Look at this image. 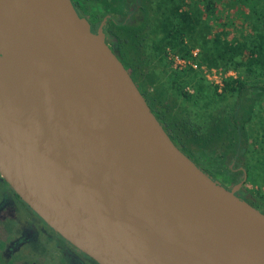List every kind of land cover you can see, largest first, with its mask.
<instances>
[{"label":"water","instance_id":"water-1","mask_svg":"<svg viewBox=\"0 0 264 264\" xmlns=\"http://www.w3.org/2000/svg\"><path fill=\"white\" fill-rule=\"evenodd\" d=\"M0 176L98 264H264V213L169 137L71 0H0Z\"/></svg>","mask_w":264,"mask_h":264},{"label":"rangeland","instance_id":"rangeland-1","mask_svg":"<svg viewBox=\"0 0 264 264\" xmlns=\"http://www.w3.org/2000/svg\"><path fill=\"white\" fill-rule=\"evenodd\" d=\"M80 1L84 4L85 13L99 18L107 14H122L126 6L125 0ZM212 1L216 3V9L210 18L205 17L204 0H173L171 3L175 4L173 8L181 15L184 27L189 32L185 42L194 45L190 52L192 58L198 56L202 45H212L233 54L235 60L239 61L238 69L232 66L226 68L221 63L211 65L206 61L200 64L198 59L194 61L191 57H180L174 48V51L171 50L175 39L163 37L164 32L159 28L149 35L147 18L159 5L158 0L141 1L144 18L133 27L138 32L145 26L147 42L146 34L142 42L139 34L134 36L126 27L119 28L117 38L127 46L126 56L141 91L149 96L156 115L162 123H166L176 143L198 161L216 182L230 187L235 181L241 180L238 190L249 201L256 202L258 210H264V159L263 164L255 160L256 156L264 155V91L259 89V86L264 85V73L261 72L264 69L255 67L250 54L253 30L239 0ZM155 35L161 40L158 48L153 40ZM163 44H167L165 61L159 59V46ZM121 50L123 52L122 47ZM248 68L251 72H248ZM173 71L177 72L176 79L185 90L197 96L196 101L181 97L171 86L170 75ZM239 74L247 78L248 89L239 96L216 97L212 100L213 87L220 93L224 80ZM215 81H220L221 86ZM238 128L241 129L239 133ZM249 164L255 167L252 169L255 175L253 182L248 179L246 171ZM238 166H242L241 176L236 174ZM5 213L6 210L0 209V217ZM2 221L7 222L4 217ZM16 260L21 264L30 263L23 256ZM0 264H10L1 253Z\"/></svg>","mask_w":264,"mask_h":264},{"label":"flooded vegetation","instance_id":"flooded-vegetation-1","mask_svg":"<svg viewBox=\"0 0 264 264\" xmlns=\"http://www.w3.org/2000/svg\"><path fill=\"white\" fill-rule=\"evenodd\" d=\"M141 1L142 0H125L127 7L125 6L122 14H107L101 18L85 13V7L82 1L71 0V3L76 12L80 16L86 18L92 32H97L99 29L103 32L106 44L122 64L126 68H129L131 77L157 118L156 110H154V106L152 105L149 96L141 91L138 80L136 81L133 76V70L131 69L132 66L128 62V56H126L125 52L127 46L126 44L124 47L123 44L121 46V43L117 38V35L120 33H118L119 28L127 26L136 27L137 24L143 20L144 14ZM121 47L123 49V54ZM157 119L180 150L201 170L208 174L198 161L188 155L184 149L176 143L170 130L167 128L166 123H162L160 117ZM238 129L239 133L241 129ZM231 155L233 156V153H231ZM237 168L236 174L241 176L242 166H238ZM210 177L215 180L212 176ZM238 177L236 179H238ZM240 181L241 180L235 181L230 187L218 181L217 183L230 189ZM235 194L258 209V207L254 206L255 204L253 205L246 196L242 195L241 190H237ZM0 209L6 210L5 215L0 217V253L10 264H21L19 260H16L19 256H23L28 262H30L28 264H98L94 259L54 232L24 201H22L1 176ZM260 211L264 212L263 209ZM3 217L7 222L2 221Z\"/></svg>","mask_w":264,"mask_h":264},{"label":"trees","instance_id":"trees-1","mask_svg":"<svg viewBox=\"0 0 264 264\" xmlns=\"http://www.w3.org/2000/svg\"><path fill=\"white\" fill-rule=\"evenodd\" d=\"M173 0H164L159 1L156 6V9L154 13L149 15L147 18V25L150 27V31L148 32L149 35H153V33L156 32V29H160L162 32H164L163 37L172 38L175 39L176 42H172V48L175 49V52L182 58H188L191 57V50L193 49L194 45H189L187 42H185V38L189 37L188 30L184 27V23L182 22L180 18V14L178 15L176 13V10L173 8L175 4H172ZM239 4L243 7V9L246 11V19L253 30V38L250 41L251 49L252 51L250 54L252 55L253 62H255V67H259L260 70L264 69V0H239ZM195 9H198L195 7ZM194 9V10H195ZM204 9H205V17L210 18V15H212L215 12L216 9V3L212 0H204ZM171 11V12H170ZM154 26H157L155 28ZM147 27V26H146ZM127 31L133 32V35H140V39L142 42L145 41V34H146V42H147V33H144L145 26L143 25L142 28L138 29L137 32L136 29H133V27L127 26ZM153 32V33H152ZM166 32V35H165ZM165 40V38H163ZM137 40V39H136ZM155 44V47L158 48V44L161 43V40L156 37V35L153 37ZM123 44V40L120 41ZM167 45V44H166ZM166 45L159 46L161 51L159 53L160 58L164 59L166 58L167 51L165 49ZM201 52H199L197 57L192 58L194 61H199L200 64L204 63L205 61L208 62L211 65H217L221 63L222 66L228 68L230 66L238 69L239 61L235 60L233 57V54H229V52H225L223 49L218 50L217 47H214L212 45H202L201 46ZM213 49V50H211ZM174 51V50H173ZM162 53V56H161ZM123 54V52H122ZM156 55V54H155ZM169 63V62H168ZM164 64H167L164 63ZM189 69V68H188ZM185 69L184 71H186ZM248 72H251V69L248 68ZM262 73H264V70H261ZM172 76V77H171ZM177 72L173 71L170 75V84L171 86L178 92V94L185 98V99H193L196 101V97L193 94H190L185 90V88L177 81L176 79ZM201 76V75H200ZM247 78L244 77L242 74H239L237 77H230L224 80V86L221 90V92H217L216 88H212V100H215L216 97L219 98H225L227 96L236 95L239 96L243 93L244 90L248 89L249 86H247ZM251 87V86H250ZM259 89L261 91H264V85L259 86ZM158 118V116H157ZM264 121V119H262ZM240 127V126H239ZM264 140V139H263ZM252 154H255L254 150H251ZM264 155L256 156L255 160L256 162L263 164ZM255 169L253 164H249L247 168V174L248 179L250 181L254 180V171L252 169ZM264 197V193L262 194ZM250 202L254 205L256 202H253L250 200ZM254 206H257L256 204Z\"/></svg>","mask_w":264,"mask_h":264},{"label":"built area","instance_id":"built-area-1","mask_svg":"<svg viewBox=\"0 0 264 264\" xmlns=\"http://www.w3.org/2000/svg\"><path fill=\"white\" fill-rule=\"evenodd\" d=\"M219 86H221V82L220 81H215Z\"/></svg>","mask_w":264,"mask_h":264}]
</instances>
